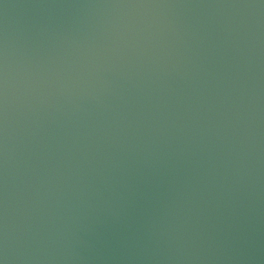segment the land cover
<instances>
[{
	"label": "water",
	"instance_id": "95a60500",
	"mask_svg": "<svg viewBox=\"0 0 264 264\" xmlns=\"http://www.w3.org/2000/svg\"><path fill=\"white\" fill-rule=\"evenodd\" d=\"M0 264H264V0H0Z\"/></svg>",
	"mask_w": 264,
	"mask_h": 264
}]
</instances>
